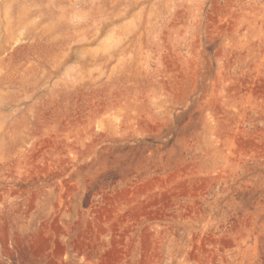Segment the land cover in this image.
Here are the masks:
<instances>
[{"label":"rangeland","instance_id":"1","mask_svg":"<svg viewBox=\"0 0 264 264\" xmlns=\"http://www.w3.org/2000/svg\"><path fill=\"white\" fill-rule=\"evenodd\" d=\"M76 1L0 0V264H264V0Z\"/></svg>","mask_w":264,"mask_h":264},{"label":"bare ground","instance_id":"2","mask_svg":"<svg viewBox=\"0 0 264 264\" xmlns=\"http://www.w3.org/2000/svg\"><path fill=\"white\" fill-rule=\"evenodd\" d=\"M49 1V4L52 6V8H51V10H53V9H56L57 11H58V9L60 8V6L62 5V2H63V0H48ZM66 1H69V0H66ZM78 1V0H77ZM76 1V2H77ZM81 1V0H80ZM92 1V0H91ZM94 1V0H93ZM71 3V2H70ZM80 3H82V2H80ZM94 3H96V1L94 2ZM68 4V3H67ZM74 6V5H73ZM88 6V5H87ZM5 12V11H4ZM58 13H60V12H58ZM57 13V24L59 25V24H61V23H66L67 22V20H69V17L67 18H64V16L66 15V13H64V15H61V14H58ZM69 14V13H68ZM71 15V14H70ZM74 18V17H73ZM5 19V18H4ZM6 21V20H5ZM79 22V21H78ZM7 23V22H6ZM1 24V23H0ZM72 25L76 28L77 26H78V24H73L72 23ZM77 25V26H76ZM7 26V25H6ZM84 26V25H83ZM82 25H81V28L83 27ZM74 28V29H75ZM36 30V29H35ZM70 33V32H69ZM49 34V33H48ZM75 34V33H74ZM73 34V35H74ZM36 36V35H35ZM69 36V35H68ZM71 37V36H70ZM72 39V38H71Z\"/></svg>","mask_w":264,"mask_h":264}]
</instances>
